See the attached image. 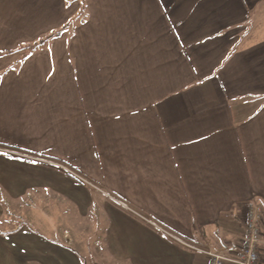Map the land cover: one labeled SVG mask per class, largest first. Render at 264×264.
Returning a JSON list of instances; mask_svg holds the SVG:
<instances>
[{"label":"crops","instance_id":"0c3cea01","mask_svg":"<svg viewBox=\"0 0 264 264\" xmlns=\"http://www.w3.org/2000/svg\"><path fill=\"white\" fill-rule=\"evenodd\" d=\"M254 203L264 264V0H0V264H206Z\"/></svg>","mask_w":264,"mask_h":264},{"label":"built area","instance_id":"2783aa9c","mask_svg":"<svg viewBox=\"0 0 264 264\" xmlns=\"http://www.w3.org/2000/svg\"><path fill=\"white\" fill-rule=\"evenodd\" d=\"M64 169L76 175L80 180L86 179L79 174L70 170L67 166ZM263 219V211L259 204H252L247 212L245 222V239L241 251L236 255H226L218 252L206 242L202 245L192 246L194 249L202 252L207 257L206 264H257L260 257V244L262 242L261 221ZM170 234V232H167Z\"/></svg>","mask_w":264,"mask_h":264},{"label":"trees","instance_id":"16d2710c","mask_svg":"<svg viewBox=\"0 0 264 264\" xmlns=\"http://www.w3.org/2000/svg\"><path fill=\"white\" fill-rule=\"evenodd\" d=\"M75 22H76V20H70L65 26H63V27L51 32L46 37L40 38L36 42H30V43L22 44L19 47L20 48H25V52L24 53H25V55H27L32 50L42 46L47 40L62 34L66 29L70 28L73 25V23H75Z\"/></svg>","mask_w":264,"mask_h":264},{"label":"rangeland","instance_id":"374dc122","mask_svg":"<svg viewBox=\"0 0 264 264\" xmlns=\"http://www.w3.org/2000/svg\"><path fill=\"white\" fill-rule=\"evenodd\" d=\"M16 220V219H15ZM7 225V224H6Z\"/></svg>","mask_w":264,"mask_h":264}]
</instances>
